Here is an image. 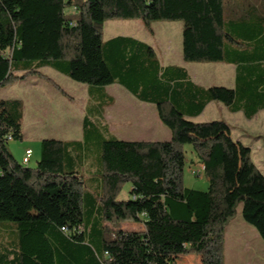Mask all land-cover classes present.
I'll return each mask as SVG.
<instances>
[{"label":"trees","instance_id":"obj_1","mask_svg":"<svg viewBox=\"0 0 264 264\" xmlns=\"http://www.w3.org/2000/svg\"><path fill=\"white\" fill-rule=\"evenodd\" d=\"M68 6L75 11L66 12ZM108 19H140L148 30L153 21L180 20L185 61H229L228 45L251 42L253 63L238 71L240 88L187 83L200 101L196 114L210 100L243 101L253 113L264 107V0H0V87L28 74L49 80L39 65L89 86L120 82L154 99L171 132L167 140H124L84 118L80 140L41 139L29 167L7 146L22 139V103L0 99V221L14 223V239L1 237L0 264H176L183 255L224 264L225 228L239 203L243 220L264 240V174L226 122L184 117L181 81L169 88L158 83L156 63H136L141 53L153 56L149 46L138 42L140 52L127 59L107 55L102 25ZM238 19L252 23L251 33L232 34ZM92 144L95 192L83 172ZM195 161L203 164L205 190L184 184V167ZM126 183L129 195L119 198ZM127 221L143 229L121 228Z\"/></svg>","mask_w":264,"mask_h":264},{"label":"crops","instance_id":"obj_2","mask_svg":"<svg viewBox=\"0 0 264 264\" xmlns=\"http://www.w3.org/2000/svg\"><path fill=\"white\" fill-rule=\"evenodd\" d=\"M69 7V12L75 11L74 6ZM236 21L238 22L231 26L232 34L245 35L247 32L251 33L253 25L250 21L240 24L239 22H242V20L238 19ZM182 29L183 24L180 20L153 21L150 25V30H148L142 21L138 19H108L102 25L103 49L107 55L120 52V56L124 57L123 59H127L133 56L134 53L140 52L141 49L138 47V42L149 46L152 49L153 56L144 55L143 57L141 53L142 59H137L136 63H156L158 65L156 69V71L158 70V83H164L169 88L173 87L174 83L181 81V96L178 106L184 113V117L196 122H203L207 120L201 119L205 114H208L210 117H216L211 120H223L230 127L231 137L235 141H239L249 147L251 154H253L251 143L257 140L258 146L254 147V151L259 153L258 161L264 164V107L257 108L253 113L251 108L242 103L243 101L238 103L235 101L231 106H228L220 101L210 100L196 114L194 110L200 101L197 98H193V87L187 83V81H190L192 84L205 89L211 86L228 88H238L239 86L240 88L237 82L238 71L248 66L251 67L253 63L252 59L247 60L248 57L251 58V55H253L251 42L241 39L240 43L242 45H228L226 55L230 58L229 61H185L182 57ZM115 39H117V42H114ZM108 60L110 63L111 58L109 56ZM120 63L128 62L120 59ZM177 68H182L186 72V78H181L178 75L179 71ZM37 69L49 78L48 81H44L52 84L56 90H53L54 93H50L47 103H40L41 98L37 96L38 111L42 110V113L45 111L51 115L53 121L59 118L61 128H59L57 133L63 135V137L56 139L80 140L82 138L84 118H87V121H90L89 123L93 127L99 128L106 133L114 136L119 133L120 139L124 140L155 141L167 140L171 137L170 130L159 118L155 100L146 99L142 95L141 88L137 89L140 93L136 94L120 82H112L103 87L89 86L71 79L63 72L49 65H39ZM32 75L39 77V80L44 78L37 74ZM44 81H38V83L40 82L38 86L42 90L44 89ZM50 89L52 90L53 88ZM109 98L111 102H108ZM116 98L120 101V107H115ZM259 117L260 120L254 122ZM39 121L40 119L38 118L37 122L39 123ZM73 133L74 136H68ZM43 138L53 137H39V155L40 141ZM250 138H252L251 143L246 142ZM26 149L31 148L26 147ZM260 149L262 150L260 151ZM190 152H192L191 149ZM38 158L36 159L38 160ZM192 158L193 155L189 156V159ZM256 165L258 166V164ZM190 166L191 164L188 165V172L192 176H197L198 174L193 175ZM132 223L135 222H124L121 224V228L132 227L133 225H126ZM227 226L225 228V241ZM240 226L244 227L243 225ZM136 229H143V227ZM175 262L176 264H201V258L199 255H183L178 257Z\"/></svg>","mask_w":264,"mask_h":264},{"label":"rangeland","instance_id":"obj_3","mask_svg":"<svg viewBox=\"0 0 264 264\" xmlns=\"http://www.w3.org/2000/svg\"><path fill=\"white\" fill-rule=\"evenodd\" d=\"M69 6L66 7L65 11L69 13ZM118 20V19H116ZM140 20V19H138ZM141 21V20H140ZM46 78H40L36 75L28 74L24 78H19L14 82L7 84L3 87H0V99L1 98H19L22 103V139H13L8 141V150L13 155V157L19 162L22 163V156L26 147L32 149V155L27 164H23L29 167L35 166L38 155H39V137L45 136L53 138H61L63 135L57 133L59 128H61L59 118L54 119L53 121L51 115L47 114L42 110L38 111L37 105V96H39L40 103H47V100L50 98V93H54L55 88L52 84L44 81ZM38 81H44V91L38 86ZM48 81V80H47ZM50 88H53L52 90ZM54 90V91H53ZM37 91V92H36ZM40 91V92H39ZM120 101L116 98L115 107H120ZM38 118L40 119L39 123ZM216 117H210L208 114L201 120H211ZM260 117L255 119L254 122H258ZM249 128V127H248ZM120 129V128H119ZM249 130V129H247ZM117 138L120 139V134H115ZM67 136V135H66ZM68 136H74L70 134ZM252 138L246 140V142L251 143ZM257 142V140H256ZM253 141L252 160L258 164L261 171L264 173V164L259 160V153H255L254 147L258 146V143ZM94 148H93V147ZM92 150L90 157L87 160V165L84 169L85 181L87 183L88 190L91 192L96 191V182L94 180L95 176V163L97 162V151H93L96 148V145L92 144ZM190 146L184 145V151L186 157L191 156ZM262 149H260L261 151ZM257 152V151H256ZM263 155V154H262ZM191 164L193 175L198 174L197 176H192L188 172V165L184 167L183 181L187 186L194 187L199 190L207 189L208 182L203 174L201 162L195 161ZM200 174V175H199ZM189 182V183H188ZM130 184H124L122 191L119 194V198H126L129 193ZM84 211L87 209V203L83 204ZM132 221H127L130 223ZM14 225L11 221H0V240L2 236H5L6 240H13L14 235L11 231V227ZM126 225H133L127 229H136L142 228L141 223H132ZM140 225V226H138ZM226 231V241L224 243V264H264V240L259 236L256 229L249 223L245 222L241 216V203L236 207V213L234 217L227 224ZM243 225L244 227H241Z\"/></svg>","mask_w":264,"mask_h":264},{"label":"built area","instance_id":"obj_4","mask_svg":"<svg viewBox=\"0 0 264 264\" xmlns=\"http://www.w3.org/2000/svg\"><path fill=\"white\" fill-rule=\"evenodd\" d=\"M74 10H75V7H74ZM31 154H32V150L31 149H26L25 152H24V156L22 158V163L23 164H27L29 162V159L31 157ZM202 165V170H203V164L201 163ZM62 230H66L65 227H61Z\"/></svg>","mask_w":264,"mask_h":264}]
</instances>
